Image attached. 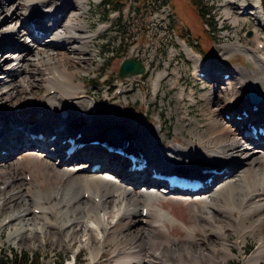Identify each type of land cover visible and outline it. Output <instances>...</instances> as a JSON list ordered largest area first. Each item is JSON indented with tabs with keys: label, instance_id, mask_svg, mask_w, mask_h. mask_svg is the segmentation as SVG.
<instances>
[{
	"label": "bare ground",
	"instance_id": "obj_1",
	"mask_svg": "<svg viewBox=\"0 0 264 264\" xmlns=\"http://www.w3.org/2000/svg\"><path fill=\"white\" fill-rule=\"evenodd\" d=\"M9 1L4 0L0 5L6 17L4 22L10 20L8 23L14 24L7 27L0 21V51L6 47L16 51L0 61V116L5 117H0V151L5 152L0 154V230L8 231L7 241L36 238L38 244L44 245L50 238L53 245L69 251L75 260L80 248L85 247L89 253L88 264H226L233 255L231 247L243 253L246 237L256 235L258 246L245 262L264 261V137L259 135L257 140H251L255 143L252 149L244 148V142L250 138L245 137L244 128L241 129L247 121L264 124V102L258 105L260 111L251 112V108L249 111L244 88L247 83L264 88V52L249 50L238 40L223 45L229 53L243 50L255 64V70L248 72L244 67L238 68L233 72L234 77L224 83L226 100L222 120L219 123L210 120L208 140H203L200 134L197 144L168 150L161 147L150 125L141 128L138 120L133 122L123 117L124 114L110 104H97L89 94L78 97L83 82L76 84L74 80L87 70L80 67L82 70L77 74L70 70V65L74 61L81 64L76 54L77 50L86 49V40L81 37L87 34L72 33L65 43L61 42L66 40L62 21L67 15V5L62 4V0H21L6 8ZM23 3L30 4L23 6ZM256 5L258 2H254L253 10L257 11L250 14L262 18V9ZM241 9V13L247 9L244 2ZM65 21L70 27L75 18L72 15ZM31 22L40 23L46 31V39L27 34ZM257 31L255 28L254 33ZM73 37L81 44L72 41ZM16 38H23L25 45L16 46L12 40ZM67 42L74 45L67 47ZM259 44L262 42H257V49ZM182 47L189 51L187 56L193 60L195 72L203 70L200 59L185 44L182 43ZM210 66L205 67L211 71L210 79L223 81L217 75L223 64L217 62ZM165 76L164 72L155 75L154 91ZM41 88L44 94L36 97ZM191 100H194L193 95ZM101 105H110L115 111ZM243 110H248V117L237 120L236 116H240L237 113ZM234 123L236 132L228 125ZM113 127L126 132L125 150L139 149L144 153L146 169L130 172L125 157L95 144H86L82 150L65 158L61 149L67 145L57 144L59 137L63 140V134L67 133L80 135L76 143L100 141L108 146L104 134L110 133ZM28 133H41L48 136V140L44 143L30 139ZM52 136L55 139L49 141ZM47 144L51 147L45 150ZM57 145L61 149H56ZM55 149V155H49ZM88 152L96 155L83 161ZM14 156L17 157L12 160ZM241 162L246 166L233 178V165ZM93 164H100V168L92 170ZM153 167L161 172L178 170L176 172L199 176L206 171V179L211 178V185L201 192L208 195H188L195 197L187 201L194 208L192 225L190 220L189 228L171 230L179 234L183 231L182 241L170 238L166 223L175 220L157 206L161 200L175 199L163 194L160 182L150 177ZM199 230L215 238L218 246L197 239ZM229 230L237 237L232 244L227 239ZM106 251L109 257L103 263Z\"/></svg>",
	"mask_w": 264,
	"mask_h": 264
},
{
	"label": "rangeland",
	"instance_id": "obj_2",
	"mask_svg": "<svg viewBox=\"0 0 264 264\" xmlns=\"http://www.w3.org/2000/svg\"><path fill=\"white\" fill-rule=\"evenodd\" d=\"M3 1L0 0V5ZM17 1L21 0H10L6 8ZM61 2L67 5V15L63 16L62 21L63 38L66 40L63 39L61 42L65 43L69 34L72 33L87 34L81 37V40H86V49H79L76 54L81 64L74 61L70 65V70L77 74L82 69L87 70V72L84 71L85 73H79L74 80L76 84L83 82V85L80 83L81 93L79 92L78 97H86L89 94L97 104H110L114 108H118L124 114L123 117H129L133 122L138 120L141 128L151 126L163 149H186L191 143H198L200 134L203 136V140L204 138L208 140L207 137L211 132L210 120L218 123L222 120V111L226 100L223 92L227 80L219 82L210 79L211 71L205 70V67H211L210 65L213 63L221 62L224 67L217 72L220 78L226 73L234 77L233 72L238 68L244 67L248 72L255 70V64L248 59L243 50L226 52L223 47L225 43H234L238 40L242 46L249 50L264 52V49H257L258 41L264 43V0H203L209 11V14L205 16L207 22L200 19L189 0H165V3H162V0H127L121 12H115L111 5L104 8L101 0H62ZM243 2L247 9L241 13ZM254 2H258L256 6L261 7L262 18L258 14H250V12L257 11L253 10ZM29 4L25 3L23 6ZM258 11H260L259 8ZM246 12L249 14H245ZM72 15L75 18V23L71 22V26L68 27L66 24L68 20L65 21V19ZM211 17L215 21L213 25L209 23ZM5 19V15L0 11L1 25H11L8 23L10 20L4 22ZM235 20L237 21L235 22ZM204 24L208 28H205ZM12 25L14 24L12 23ZM22 27L25 26L22 24ZM255 28L258 30L256 34L254 33ZM97 29L99 32L95 34ZM88 31L94 32V35ZM248 32H251L250 38L246 37ZM31 33L32 31L27 34ZM46 38L47 34L43 39ZM21 39L12 40L14 43L16 42V46L25 45L26 42H22L23 38ZM72 41L79 42L80 40L73 37ZM6 42L10 44L9 41ZM2 43L4 42L2 41ZM182 43L200 59L201 65L204 67L203 70L195 72L194 62L188 57L189 51L184 50V46L183 49ZM66 44L67 47L74 45L72 42ZM76 44H81V42ZM15 52V49L11 50L6 47L0 51V61ZM223 53L227 56H222ZM59 54V56L62 55ZM130 59H134L146 67L145 74L126 78L118 77L120 65ZM5 65L6 63L3 66ZM160 72L166 73V76L159 88L154 91L153 79ZM199 72H202L205 77L201 78ZM47 73L51 74L49 71ZM261 89L264 88L261 87ZM43 91L44 89L41 88L36 97L43 95ZM192 95L194 100H191ZM110 105L101 106H109L111 109ZM0 117L5 118L4 114ZM228 125L234 132L237 131L235 123ZM243 131L246 133L245 124ZM204 146L208 147L207 143ZM244 148L252 149L253 145L251 142H244ZM47 149L48 147L45 148V150ZM16 157L14 156L12 160ZM245 166L242 162L233 165L232 174H235L233 178H236L240 173L238 171ZM26 181H29V177H26ZM202 194H206V192ZM170 197L175 200L171 199L170 202L161 200L157 206H161L175 220V223H166L170 238L182 241L183 231L179 234L178 232L173 233L171 230L173 228L182 230V226L189 228L192 225L194 208L189 206L187 201L195 197L189 198L188 195H171ZM167 198L169 199V197ZM35 214L37 213L35 212ZM137 225L141 226L139 223ZM7 232L6 229L0 230V255L11 256L13 252H30L38 254L43 264H54L60 258L64 259V264L89 263V253L85 247L80 248V253L75 260L69 251L58 244L53 245L50 238L44 245L38 244L36 238L13 242L7 241ZM26 232L30 233L29 229ZM196 235L197 239H202L205 243L213 244L212 242H214L216 246L219 244L215 238L213 240L212 236L203 235L200 230ZM227 236L231 244L236 242L237 237L234 232L229 230ZM257 246V236H247L246 243L242 246L243 253H239L237 248L231 247L233 255L227 259L226 264H246V259ZM110 256L112 255L110 254ZM108 257V251H106L102 262H107ZM111 260L113 259L110 258ZM259 264H264V261L261 260Z\"/></svg>",
	"mask_w": 264,
	"mask_h": 264
},
{
	"label": "trees",
	"instance_id": "obj_3",
	"mask_svg": "<svg viewBox=\"0 0 264 264\" xmlns=\"http://www.w3.org/2000/svg\"><path fill=\"white\" fill-rule=\"evenodd\" d=\"M126 1L127 0H101L102 6L104 8L106 6L111 5L112 9L115 12H121ZM189 2L193 7V9L197 12L200 19L202 18L205 20V16L209 14V11L206 5L203 3V0H189ZM205 21L207 22V20ZM214 22H215L214 19H210L209 21L210 25H212ZM0 264H43V263L41 257L36 253L13 252L11 256L7 254L0 255ZM54 264H64V259L60 258L58 262H55Z\"/></svg>",
	"mask_w": 264,
	"mask_h": 264
},
{
	"label": "water",
	"instance_id": "obj_4",
	"mask_svg": "<svg viewBox=\"0 0 264 264\" xmlns=\"http://www.w3.org/2000/svg\"><path fill=\"white\" fill-rule=\"evenodd\" d=\"M247 38L251 37V33L248 32L246 35ZM144 67L141 63L134 61V59L124 61L119 68V77L126 78L134 75H140L144 73ZM246 94L249 100L250 105H258L262 101H264V93L260 89V87L255 83H247L246 85ZM114 135V139H112V143L114 145H121V139L127 137L125 131L121 128L113 127L110 130ZM109 136V133H107ZM108 139V137H107Z\"/></svg>",
	"mask_w": 264,
	"mask_h": 264
}]
</instances>
